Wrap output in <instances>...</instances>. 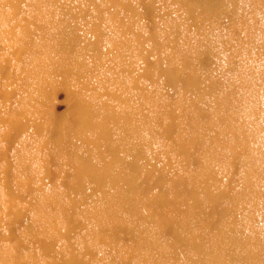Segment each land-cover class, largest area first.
I'll use <instances>...</instances> for the list:
<instances>
[{
	"label": "bare ground",
	"instance_id": "1",
	"mask_svg": "<svg viewBox=\"0 0 264 264\" xmlns=\"http://www.w3.org/2000/svg\"><path fill=\"white\" fill-rule=\"evenodd\" d=\"M119 1L131 12L130 22L118 19L116 10L109 15L91 10L94 19L90 16L84 25L88 33L79 37L84 48L77 55L72 40L60 41L58 47L49 42L54 12L43 23V13L29 25L23 18L27 22L15 28L0 22V44L9 40L18 52L3 90L6 99L17 90L22 96L13 108L0 106V124H5L0 139L11 132L18 136L16 176L30 188L40 174L45 177L44 149L53 142L57 148L49 153L60 160L58 176L65 174V166H78L79 175L67 186L66 203L59 200L64 194L57 186L32 189L45 198L32 209V227L40 224L45 237L39 243L43 255L57 254L55 264H264V230L256 225L264 194V69L255 72L250 63L254 52L264 61V22L252 15L264 0ZM88 3L98 9L97 0ZM84 12L88 10L76 14ZM145 15L159 19L147 37L136 31L137 16ZM162 24L168 34L176 26L180 29L179 45L162 40ZM111 26L122 36L114 35ZM25 35L32 38L25 41ZM198 46L211 50L216 66L204 81L194 60ZM140 59L145 67L139 66ZM144 78L151 79V88ZM56 80L74 97L69 132L41 117V94L36 93ZM200 109L206 112L204 120L196 116ZM95 117L99 124H94ZM29 144H35L32 153L26 152ZM198 146L203 165L198 173L164 169L182 155L192 161ZM137 152L139 158L128 162ZM1 166L0 183L7 171ZM236 166L239 177L233 176ZM167 175L170 179L163 178ZM87 179L98 188L84 196ZM197 179L204 183L209 205H202ZM24 182L12 190L8 202L26 189ZM218 198L231 200V209H218ZM8 202L0 196L2 241H7L2 223ZM9 210L13 221L7 230L16 232L25 210L19 204ZM216 213L225 219L220 227L210 223ZM167 223L173 225L170 236L162 230ZM76 227L83 232L70 243ZM30 231L24 227L20 232L26 240L21 246L29 253L23 259L18 246L16 264L40 262L37 237ZM129 232L134 238L128 246ZM90 234L92 243L86 239ZM120 235L122 242L117 240ZM63 239L67 243L59 246Z\"/></svg>",
	"mask_w": 264,
	"mask_h": 264
},
{
	"label": "rangeland",
	"instance_id": "2",
	"mask_svg": "<svg viewBox=\"0 0 264 264\" xmlns=\"http://www.w3.org/2000/svg\"><path fill=\"white\" fill-rule=\"evenodd\" d=\"M89 1L94 0H0V22L5 21L8 22L9 26H12L15 28V24L17 23H26L27 21H24L23 18L29 20L28 25L30 24V19L35 17L36 15L41 16L42 18L41 22L43 23V17H47L54 12V24L49 27V32L51 35V39L49 42H52L55 46H59L60 41H73V47L75 54H79L81 50L84 48V42L79 39V37L85 36V33H88L84 25L87 24L89 17L92 16L91 10H102L104 14L109 15L112 13V10L118 11V19H124L126 24L128 21L130 22L131 12H128L122 3L116 2V0H97L98 9L91 5L92 3H88ZM249 7V5H246L245 8ZM156 10H159L158 7H156ZM87 9L88 12H84V14L78 15L76 14L79 10ZM21 13V14H20ZM173 13V12H171ZM170 13V14H171ZM179 13V12H178ZM147 14V13H146ZM252 15L254 16V19H256L259 22H264V5L257 6L254 10ZM137 18L140 20V26L137 27L136 31L139 32L141 35H145V37L150 35V32L153 31V26L156 24V22H159V19L157 16H151V15H145L143 18L137 16ZM94 19V17H93ZM101 21V20H99ZM105 21V20H104ZM98 22V21H97ZM165 24L160 25L162 37L165 43L170 44L172 46L179 45L182 42V33L180 29L176 26L174 27V30H171V32L168 34V27L163 26ZM50 26V25H49ZM28 27V26H27ZM115 34L119 36V32L117 31L116 26H111L110 28ZM19 31V29H17ZM128 34V33H127ZM3 36V33H1ZM86 37V36H85ZM93 37H95L93 35ZM32 38V36L25 35V41H28ZM76 41V42H75ZM130 39L128 38V43ZM4 47V48H2ZM198 53L195 55V63L197 65L200 79L201 81H204L207 77H209L216 69V66L214 64L213 60V54L210 52L211 50L201 49L200 46H198ZM18 52H14V46L12 45V42L9 40H5L0 44V67H2L3 74H0V106L6 104L10 109L16 106L17 101L19 100L20 96H22L20 90L14 94V97L6 99V93L3 90V83L6 81L7 74L9 73L10 69L12 68L10 64H13L16 62L15 57H18L16 54ZM73 54V55H75ZM22 58L25 57V55L21 56ZM251 66L253 71H257L258 69L262 70L264 69V61L259 58L256 53L254 52L251 57ZM23 63V62H21ZM146 61L144 59H140L138 61L139 66L145 67ZM233 71H235V68H232ZM146 81V85L148 87H152L151 79L144 78ZM129 83V82H128ZM164 91V87H161ZM202 90V89H201ZM166 91V98L167 94L171 93ZM204 92V90H202ZM36 94H41L39 101V108L41 109V117L44 119L46 118L48 121H50L52 124H54L55 127H59L60 125H63L65 127V130L67 132L70 131V127L74 122V97L71 94V92L67 89L66 85L60 81H52L51 83L48 81L46 84H44L41 87V90L38 91ZM204 114V115H203ZM196 116L202 120L206 117V112L204 109H200L196 112ZM32 123V122H31ZM98 117L94 118V124H99ZM103 125V124H102ZM263 125H264V103H263ZM1 128L5 127V124H0ZM264 127V126H263ZM45 130V129H44ZM46 131V130H45ZM16 134V133H15ZM22 134V129H21ZM176 135V134H174ZM14 135V132L7 134L4 138L0 139V162L2 163L1 168L7 169V171L4 174V177L2 175V181L0 183V192L4 193L3 196L0 194L1 197H3L4 201L9 200L10 195H12V190L18 187L19 183L24 182V180H20L19 177L16 176V168H15V155L16 150L18 148V143L16 141L17 139ZM50 137H56L54 135H50ZM168 142H171L168 141ZM34 145L29 144L27 146L26 152L32 153ZM58 142H53L49 145L48 149H44V153L46 156L45 159V169H46V176L43 177V174H40L37 177V182L32 184L31 188L28 187V185H25V190L19 195L16 196L15 200L9 201L7 205H3V212L5 214V223H2V233H5V237L7 241H2V237L0 235V259L1 264H16L14 263V257L16 255L18 246H21V244L25 245L26 240L21 237V231L25 228H29L30 236L37 237L36 241V249L40 255V262L39 264H55L57 261V254L54 255V253H48V255H43V251L41 249V245L39 246V243L42 242L40 240H44L45 237L43 235H40L41 233V226L38 224V227H32L34 223L32 222V209L34 210V206L36 205H43L45 198L41 195V193L33 191V187H37L42 185L45 188H52L53 186H57L62 193L64 194L63 197H59V200L63 203H66L67 201V186L71 184L72 179L74 175L78 174V166L77 165H68L65 166V174L60 177L58 176V170H62L60 168V160L57 158V156H51L50 151H55L57 148ZM199 146L195 147L192 151L193 153V159L192 161H185L184 156H180V159H176L174 163H169L164 169H168L171 171V168L173 170H176L178 174H186L189 173L190 169L194 172L198 173L201 168H203V165L201 162L202 158H199L198 160V150ZM141 152L132 153V155L128 156V162L129 161H135L139 158ZM171 159V158H170ZM169 162V161H168ZM168 162H163L167 164ZM133 171H136L135 169L131 168ZM138 170V169H137ZM137 172V171H136ZM240 170L239 167L236 166L233 169V176L239 177L240 176ZM19 175V174H17ZM164 179H170V176L167 175L163 177ZM197 179L195 181L196 188L198 189V192L200 193L201 199H203L204 203L202 205H209L211 200L209 197L204 195V183L198 182ZM170 181V180H169ZM167 180L168 185H170V182ZM98 188L96 184L91 182L89 179L85 181L82 184V192H84V196L88 195L92 190ZM183 189V188H180ZM236 190H239V187L236 188ZM263 194V193H262ZM261 198V197H260ZM10 203V204H9ZM244 204V202H242ZM19 204L24 207L25 214L22 218L21 223L17 224V231L16 232H10L8 233V227H10L11 222L13 221V215L12 211L10 209V205ZM167 211L171 212L173 210L172 206L170 204H167ZM218 205L217 208L219 209L221 206H225L226 209H231L232 207V201L228 200L227 198L223 201L221 198H218L216 200V204ZM259 209H258V215L256 220V225L260 228H263L264 230V194L262 195V199L259 203ZM82 208H85L86 206H81ZM50 209V207H46V210ZM60 215V214H59ZM226 218V216H225ZM59 221H63L61 219H58ZM10 223H8V222ZM210 223L213 225L219 224V227L222 226L225 223V219L221 218L220 215L217 216V213L215 215H212L210 219ZM9 225H7V224ZM56 222L52 223L55 225ZM7 225V226H6ZM31 227V228H30ZM81 227V226H80ZM80 227H76L74 231L71 234V238L69 239L70 243H76L77 239L80 237V235L83 232V229H79ZM20 229V231H19ZM165 236H170L173 234V225L172 223H167L164 225L163 229ZM86 230L84 229V232ZM91 234L86 237L88 243H92L91 241ZM21 237V238H20ZM133 233H128V246L129 243L132 242L133 239ZM123 239L125 240L124 236L120 235L119 238H117L118 242H122ZM43 243V242H42ZM63 243H67L66 239H63L61 242L58 243V245H62ZM43 245V244H42ZM21 255H23V259H26L28 256V250L27 248L21 246ZM60 251V249H59ZM4 256V257H3Z\"/></svg>",
	"mask_w": 264,
	"mask_h": 264
}]
</instances>
